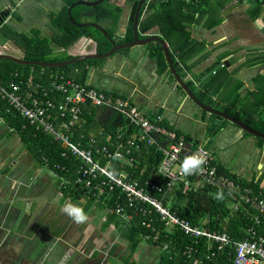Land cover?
Instances as JSON below:
<instances>
[{"label":"crops","instance_id":"crops-1","mask_svg":"<svg viewBox=\"0 0 264 264\" xmlns=\"http://www.w3.org/2000/svg\"><path fill=\"white\" fill-rule=\"evenodd\" d=\"M67 1L0 0V30L8 27L13 32L30 35L39 31L51 39L56 35L53 18L64 10ZM164 2L167 1L160 3ZM186 3L200 5V11L192 22L184 21L181 15L177 17L192 40L191 46L183 49L185 62L176 53L179 46L172 49L165 41L170 55L179 64L177 74L193 82L197 92L208 88L206 101L217 105L216 110L231 108L238 114V117L231 114L233 117L244 119L241 121L258 133L264 132V28L254 26L258 18L264 23V3L259 0ZM111 4L122 9L115 31V39L120 42L129 36L131 4L126 0H112ZM85 24L95 23L87 19L83 21ZM110 26V22L99 25ZM149 36L159 37L156 29ZM51 47L56 52L64 51L53 42ZM96 47L90 39L82 38L67 53L75 58L93 53ZM128 49L90 67L86 83L125 97L122 99L145 114L162 117L184 137L207 145L229 173L246 183H259L264 192V139L246 133L227 117L197 107L178 89L167 59L168 70L158 73V63L147 45ZM1 54L24 58L21 48L0 37ZM216 126L221 130L212 137L210 131ZM16 135L0 114V264H140L146 257L159 261V251L149 240L144 239L134 254L130 251L120 227L116 223L107 224L106 205L92 202L79 192L66 198L55 172L36 163L25 144L17 143ZM4 145L14 150L3 151ZM68 203L82 207L87 221L74 222L62 210Z\"/></svg>","mask_w":264,"mask_h":264},{"label":"built area","instance_id":"built-area-1","mask_svg":"<svg viewBox=\"0 0 264 264\" xmlns=\"http://www.w3.org/2000/svg\"><path fill=\"white\" fill-rule=\"evenodd\" d=\"M259 1L264 3V0ZM24 88L33 89V92ZM25 98L32 99L31 107L25 105ZM0 99L8 105V112H17L30 127L60 143L65 149L61 153L63 159L79 162L74 185L82 196L109 206L108 213L119 216L123 222L129 223L139 217L147 231L145 240H150L151 233H156V224H161L168 232H179L195 245L184 250V264H264V231L250 228L243 240L235 241L228 233L212 231L204 224L194 225L171 209L170 195L179 184H184L185 193L207 185L230 195L232 213L242 212L249 222L259 224L257 216H264V192L254 194L251 188L220 174L216 158L203 143L187 142L184 137L168 132L160 124L164 121L162 117L149 118L128 100L114 98L105 90L59 74L52 75L46 87L18 74H14L9 83L0 77ZM86 103L119 112L127 118L128 128L137 134L127 138L126 132L121 130L115 138L108 136L103 145L96 141V136H83L74 143L75 128ZM55 112L59 113L57 119L53 116ZM161 137L166 138L164 143L160 142ZM146 144L156 146L165 158L156 176L143 182L134 181L130 172L138 169L134 153L140 152ZM185 151L205 160L199 170L187 176L180 172ZM43 160L49 169L48 159ZM56 167L57 171H51L60 180L61 189H66L71 184L72 168L62 163ZM201 246L206 252L199 258L197 248Z\"/></svg>","mask_w":264,"mask_h":264},{"label":"trees","instance_id":"trees-1","mask_svg":"<svg viewBox=\"0 0 264 264\" xmlns=\"http://www.w3.org/2000/svg\"><path fill=\"white\" fill-rule=\"evenodd\" d=\"M78 1L95 2L98 0H68L67 6L64 10L60 14H56V17L53 18V26L56 28V35L51 39L42 36L39 31H34L30 35L13 32L8 27L4 30H0V37L2 39L4 38L6 42L13 41L23 51L24 60L34 63H61L75 59L74 57L69 56L67 51L82 38H87L93 41L97 45V54L99 55L108 54L114 46L120 47L133 43L132 28L134 14L140 0H126L128 4H131V17L128 28L129 36L120 42H117L115 39L116 27H118V21L120 20V14L122 12L120 7L111 4L112 0H105L97 6H77L72 10L71 20L69 17V9ZM166 1V3H160L161 0H148L144 2L139 12L138 37L139 39H145L154 29H156L158 36L162 40L168 42L172 49L175 45L179 46L176 49V53H179L181 61L185 62L182 55L183 49L191 46L192 40L190 35L186 32L187 27L182 26V22L179 21L177 17L178 15H181L184 21L192 22L194 15L200 11V5L196 6L191 3L187 4V0ZM87 19L88 21L92 20L98 26L103 22H110V27L101 28L107 33L109 38L105 37L101 30H97L92 27L80 29L76 26V24L83 25V21ZM181 38L182 40H180ZM52 42L57 45L59 49H63L64 51L56 52L55 49L51 47ZM147 46L151 48V57L156 59L159 66L158 73L161 75L168 70V67L165 65L167 58L164 49H162L160 45L153 42L147 44ZM126 51H129V49H124L121 52ZM107 59L108 58L84 60L58 68L39 67L36 65L26 66L9 60H1L0 77H2L6 83H9L12 80L13 75L18 74L21 78L32 80L35 83L46 87L48 85L49 78L52 75L59 74L64 75L66 78L75 82L87 84L86 82L89 68L100 65ZM171 60L174 67L177 69L179 64H176L173 56H171ZM223 70L225 71L226 68ZM187 85L202 104L218 109L217 105L213 102L208 103L206 101L208 97L207 95L210 93L208 88H203L201 92H197L194 89L193 82L187 81ZM24 89H26L27 92H33V89ZM178 89L180 91L182 90L181 87ZM112 96L114 98H125L117 95ZM24 103L27 107H31L32 99L25 98ZM222 111L238 117V114L232 111L231 108H226ZM0 114L5 116L8 126L17 134V136H19L22 143L25 144L29 156H31L32 159L41 167H45L43 158H46L49 161L48 167L50 170L57 171L56 165L58 163L69 165L72 168V174L70 176L71 184L66 189H62V191L66 198L70 194H76L78 191L74 183L77 177V170L80 165L79 162L74 161L73 163H70L69 161L63 159L61 157V153L65 151V149L60 143H56L51 138L37 132L35 128L30 127L25 118L17 112H8V105L1 99ZM58 115V112L53 113V116H55L56 119L58 118ZM146 115L149 118L156 116ZM160 124L168 132L175 133L180 138L184 137L181 132L169 127L165 120ZM121 130L122 132H126V135L128 136L127 138L137 134L135 130L128 128L127 118L119 112L110 108L96 107L90 103H86L83 105L81 121L77 123L75 128L73 142L78 143L83 136L85 138H88L89 136H96V141L103 145L107 143L106 138L108 136L115 138L116 133ZM220 130L221 127L219 126L211 129V136H216ZM260 133L264 132L260 131ZM184 138L187 142L191 141L189 138ZM165 141L166 138H160V142L164 143ZM205 147L207 148V145ZM134 157L138 162V169L137 171L130 170V172L132 173V179L140 182H143L147 178L156 176L161 163L165 158L164 154L158 152L156 146H148L147 144L142 146V150L140 152H135ZM217 167L220 174L228 175L241 185L251 188L254 194L261 191L259 183H246L244 179H240L239 177L229 173L218 163V161ZM191 182L194 183L195 180L191 178ZM80 197V195L77 196L79 199ZM170 198L171 209L177 211L182 218L190 220V222L194 225L204 224L206 228H209L212 231L228 233V235H230L235 241L243 240L246 235V231L250 228L258 231L260 230V232L264 231V226H262L264 223V216L259 214L257 216L259 224H255L254 222H249V220L243 216L242 212L232 213L229 209V205L231 204L230 195L224 190L221 191L207 185H200L199 187H194L192 190L185 193L184 184L181 183L172 192ZM92 202L94 201L92 200ZM106 207L108 209L109 206ZM251 214L254 216L256 215L254 212ZM111 223H116L117 227H120L119 229L122 231L123 238L128 241L131 248L130 251L134 254L140 243L144 240V235H147V231L140 223V218L135 217L133 221L126 223L123 222L119 216L108 214L107 224L110 225ZM156 226V233H151L149 241L150 244L155 246L159 251V261L157 263L184 264V250L187 247H195L193 242L189 238L180 235L179 232H168L165 230L164 225L156 224ZM197 249L200 252L198 255L200 258L205 254L206 249L203 246ZM131 258L132 255L128 257L127 263L131 260Z\"/></svg>","mask_w":264,"mask_h":264},{"label":"water","instance_id":"water-1","mask_svg":"<svg viewBox=\"0 0 264 264\" xmlns=\"http://www.w3.org/2000/svg\"><path fill=\"white\" fill-rule=\"evenodd\" d=\"M105 0H98L95 2H87V1H78L75 4H73L70 9H69V17L72 20V10L77 7V6H97L100 5L101 3H103ZM148 0H140V2H138L137 7H136V11L134 14V22H133V43L131 44H127V45H123V46H114V48L107 54H102L99 55L97 54V51L93 52V53H89V54H85V55H81L79 57H75V59L68 61V62H61V63H34V62H28L25 61L24 58H17L14 57L12 55H0V61L3 60H9L12 62H15L17 64L20 65H36L39 67H52V68H58V67H65L71 64H75L84 60H91V59H105V58H110L113 57L114 55H116L117 53L123 51L124 49H128V48H133L135 46H142V45H147L151 42H156V44H159L162 49H164L166 58L168 60L170 69L173 73V75L175 76L179 87H181L182 91L188 96V98L197 106L200 107L202 110L211 113V114H215V115H221L224 117L229 118L231 121L236 122L237 124H239V126L246 132L249 133L250 135H253L257 138H261L264 139V135L260 134L252 129H250L249 127L246 126L245 122L233 117L231 114L226 113L224 111H218L216 109H212L204 104H202L193 94V92L191 91L190 87L187 85V81L184 78H181L180 75L177 74V69L174 67L172 60H171V55H170V51L167 47V44L165 43L164 40L160 39V37H156V36H148L145 39H139L138 37V20H139V12H140V8L141 6L144 4V2H146ZM74 24H76L75 22H73ZM76 26H78L80 29L83 28H87V27H92L95 28L97 30H101L102 33L105 35V37L109 38L107 33L101 29V27H99L98 25L95 24H85V25H78L76 24ZM184 155H189L188 151L184 152Z\"/></svg>","mask_w":264,"mask_h":264},{"label":"clouds","instance_id":"clouds-1","mask_svg":"<svg viewBox=\"0 0 264 264\" xmlns=\"http://www.w3.org/2000/svg\"><path fill=\"white\" fill-rule=\"evenodd\" d=\"M254 26L258 29L264 28V23L258 18L254 21ZM93 44L94 42L91 41ZM97 51V47L95 49ZM94 51V52H95ZM88 85V84H87ZM119 155V154H117ZM205 163V160L196 154L186 155L182 164L180 165V172L182 175H191L195 173L197 170L201 168V166ZM219 198V196H218ZM74 222L76 223H84L87 221V214L84 212L82 207L77 205L68 203L65 204L62 209Z\"/></svg>","mask_w":264,"mask_h":264},{"label":"rangeland","instance_id":"rangeland-1","mask_svg":"<svg viewBox=\"0 0 264 264\" xmlns=\"http://www.w3.org/2000/svg\"><path fill=\"white\" fill-rule=\"evenodd\" d=\"M121 53V52H120ZM115 56V55H114ZM113 56V57H114ZM9 137H11V135H9ZM16 141H17V143L18 144H22L21 142V139L19 138V136L17 137V135H16ZM3 151L4 150H6V149H8V150H10V149H13L14 150V147H12V146H7V145H4L2 148H1ZM21 150L20 149H17V153H19ZM20 154V153H19ZM19 154H17V155H19ZM17 155H15V157L17 156ZM137 261V260H136ZM141 261V260H140ZM157 261H153L152 259L151 260H149L147 257H146V259H142V261L140 262V264H154V263H156Z\"/></svg>","mask_w":264,"mask_h":264},{"label":"flooded vegetation","instance_id":"flooded-vegetation-1","mask_svg":"<svg viewBox=\"0 0 264 264\" xmlns=\"http://www.w3.org/2000/svg\"><path fill=\"white\" fill-rule=\"evenodd\" d=\"M138 23H139V20H138Z\"/></svg>","mask_w":264,"mask_h":264}]
</instances>
